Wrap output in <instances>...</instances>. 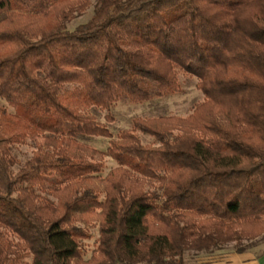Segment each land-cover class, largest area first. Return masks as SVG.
Here are the masks:
<instances>
[{"label":"trees","instance_id":"1","mask_svg":"<svg viewBox=\"0 0 264 264\" xmlns=\"http://www.w3.org/2000/svg\"><path fill=\"white\" fill-rule=\"evenodd\" d=\"M91 1L0 0V264H72L96 219L88 264L264 243V0H95L69 30ZM180 74L203 96L186 117L112 136L92 113L179 95Z\"/></svg>","mask_w":264,"mask_h":264},{"label":"rangeland","instance_id":"2","mask_svg":"<svg viewBox=\"0 0 264 264\" xmlns=\"http://www.w3.org/2000/svg\"><path fill=\"white\" fill-rule=\"evenodd\" d=\"M95 0H92L89 8L81 15L74 18L68 25V29L72 30L78 25L87 22L93 14ZM183 93L169 98H162L152 100L143 104L121 105L113 106L110 112L92 110V113L101 122L107 125L112 136H115L118 131L128 129L131 126V120L136 117L151 118L158 116H178L186 117L189 115L194 106L203 101L202 93L196 88L197 80L189 75L180 74L179 76ZM0 106L6 107L12 111L3 100L0 99ZM109 114L111 122H107L106 116ZM142 143H150L151 139L148 136L139 134ZM91 149L104 152L108 145V139L92 138L89 140L80 141ZM34 149L31 145H22L17 148L16 155L19 160L24 161L28 158ZM104 170L101 175L103 178L110 170L116 167L115 163L109 158H104ZM96 221V222H94ZM99 220H92V222L83 226L84 236L80 240V257L72 261V264H88L92 261L95 255ZM260 243L259 245H263ZM264 247V245L262 246ZM225 253L233 252L232 246H228L223 251ZM188 255V254H187ZM187 259H190L189 256Z\"/></svg>","mask_w":264,"mask_h":264},{"label":"crops","instance_id":"3","mask_svg":"<svg viewBox=\"0 0 264 264\" xmlns=\"http://www.w3.org/2000/svg\"><path fill=\"white\" fill-rule=\"evenodd\" d=\"M263 245H258L241 253L224 252L207 257H200L196 261L186 264H264Z\"/></svg>","mask_w":264,"mask_h":264}]
</instances>
